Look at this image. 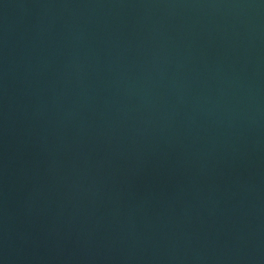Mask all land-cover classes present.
<instances>
[{"label":"water","instance_id":"95a60500","mask_svg":"<svg viewBox=\"0 0 264 264\" xmlns=\"http://www.w3.org/2000/svg\"><path fill=\"white\" fill-rule=\"evenodd\" d=\"M0 264H264V0H0Z\"/></svg>","mask_w":264,"mask_h":264}]
</instances>
